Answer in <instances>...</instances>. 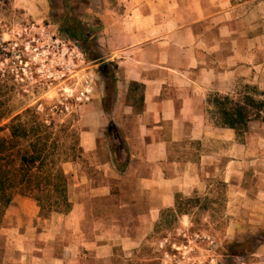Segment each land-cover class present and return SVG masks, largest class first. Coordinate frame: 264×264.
Listing matches in <instances>:
<instances>
[{
	"label": "crops",
	"instance_id": "0c3cea01",
	"mask_svg": "<svg viewBox=\"0 0 264 264\" xmlns=\"http://www.w3.org/2000/svg\"><path fill=\"white\" fill-rule=\"evenodd\" d=\"M146 3L150 14L113 18L100 32L115 83L110 90L102 77L79 107L81 156L64 165L71 209L43 218L33 198L16 196L0 222V264H115L116 250L142 246L178 197L217 181L236 216L228 231L248 232L264 261V117L238 134L214 103L243 83L264 101V59L219 29L203 60L200 34L187 48L179 42L170 0Z\"/></svg>",
	"mask_w": 264,
	"mask_h": 264
},
{
	"label": "rangeland",
	"instance_id": "374dc122",
	"mask_svg": "<svg viewBox=\"0 0 264 264\" xmlns=\"http://www.w3.org/2000/svg\"><path fill=\"white\" fill-rule=\"evenodd\" d=\"M157 8L165 10L164 5ZM167 8L170 20L177 18L182 27L178 40L186 48L198 40L193 32L201 35L203 60L219 29L231 30L235 45L247 40L250 59H264V0H170ZM136 11L146 16L151 6L146 0H0V113L13 116L35 107L58 123L69 120L79 129L78 111L85 102L70 98L67 90L81 91L88 79L94 95L101 91L100 68L110 62L100 50V32L113 18L127 20ZM75 21L89 30L88 43L74 41L65 32L69 23L77 25ZM95 50L100 59L92 61ZM233 54L235 63L240 49L234 47ZM107 85L113 88L111 80ZM247 95L257 99L258 91L243 83L232 93L236 101ZM227 192L226 184L217 181L207 183L202 193L178 197L180 210L162 213L138 249H117L115 264H264L252 256L259 253L256 239L248 232L228 231L236 216Z\"/></svg>",
	"mask_w": 264,
	"mask_h": 264
},
{
	"label": "trees",
	"instance_id": "16d2710c",
	"mask_svg": "<svg viewBox=\"0 0 264 264\" xmlns=\"http://www.w3.org/2000/svg\"><path fill=\"white\" fill-rule=\"evenodd\" d=\"M75 22L77 25L69 23L65 32L74 41L88 43L90 33L86 25ZM99 59L100 54L95 50L91 60ZM100 73L115 83L114 70L110 66L104 69L102 66ZM214 103L222 125L238 134L247 130L251 120L264 115V101L249 95L242 101L216 96ZM2 104L0 101V110ZM60 110L63 111L62 107ZM80 156L79 130L71 121L60 124L57 118L47 117L35 107L13 116L0 113V212L3 213L18 195L33 198L43 218L53 212H68L71 203L64 165ZM176 207L179 211V200Z\"/></svg>",
	"mask_w": 264,
	"mask_h": 264
},
{
	"label": "built area",
	"instance_id": "2783aa9c",
	"mask_svg": "<svg viewBox=\"0 0 264 264\" xmlns=\"http://www.w3.org/2000/svg\"><path fill=\"white\" fill-rule=\"evenodd\" d=\"M67 94L70 98H75L78 101L88 102L94 95V88L90 85L88 79L85 80V86L81 91L70 89L67 90Z\"/></svg>",
	"mask_w": 264,
	"mask_h": 264
}]
</instances>
